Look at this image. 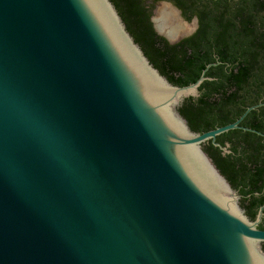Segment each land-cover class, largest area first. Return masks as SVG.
<instances>
[{
  "label": "water",
  "instance_id": "1",
  "mask_svg": "<svg viewBox=\"0 0 264 264\" xmlns=\"http://www.w3.org/2000/svg\"><path fill=\"white\" fill-rule=\"evenodd\" d=\"M181 23L180 11L170 2ZM175 43L196 26L173 37ZM111 0H0V264H264L261 211L190 129Z\"/></svg>",
  "mask_w": 264,
  "mask_h": 264
},
{
  "label": "trees",
  "instance_id": "2",
  "mask_svg": "<svg viewBox=\"0 0 264 264\" xmlns=\"http://www.w3.org/2000/svg\"><path fill=\"white\" fill-rule=\"evenodd\" d=\"M172 1L185 11L186 0ZM111 2L150 63L172 84L194 82L207 63L221 61L207 69L205 75L211 79L201 83L200 95L185 98L177 108L191 130L204 132L235 121L256 102L259 92L264 93V15L260 14L264 0H250L247 7L236 10H198L196 31L175 43L156 33L146 0ZM241 124L264 132V106L248 112ZM225 140L230 143L226 154L210 140L201 146L234 189L240 185L242 193L259 189L257 183L252 189L245 186L264 173L263 138L232 129L216 137L221 144Z\"/></svg>",
  "mask_w": 264,
  "mask_h": 264
},
{
  "label": "flooded vegetation",
  "instance_id": "3",
  "mask_svg": "<svg viewBox=\"0 0 264 264\" xmlns=\"http://www.w3.org/2000/svg\"><path fill=\"white\" fill-rule=\"evenodd\" d=\"M162 1L170 2L172 5H174L180 11V16L183 19L182 23H185L187 26H189V28H193L194 26H196L194 31L190 35H192L196 31L198 26H199V21H200L199 20V14H197L196 11L199 10V13L202 10H205V11L208 12V11L214 10L216 7L217 8H224L227 11L228 10H236L237 8H240V7H247L249 5V3H250V0H186V5L187 6L184 9L185 11H183L172 0H148L147 1L148 4L151 5L150 21H151V16L153 15V10H154L155 6L159 5ZM251 6H250V10H251ZM189 13H192V14L189 15ZM260 14L264 15V10ZM187 16H189L190 18H188ZM190 35H188V36H190ZM188 36H186V37H188ZM220 62L221 61H219L218 64H220ZM209 63H212V62H209ZM259 102H263V104L258 106V107H256V108H254V109H258V108L264 106V93L259 92L257 97H256V102H253L250 105H254V104H257ZM241 122L239 123L240 125H242ZM242 126H244V125H242ZM245 127L252 128L250 126H245ZM237 129H240V128H237ZM252 129H255V128H252ZM255 130H257V129H255ZM244 131H247V130H244ZM258 131H260V130H258ZM249 132H251V131H249ZM260 132L264 134V132H262V131H260ZM251 133H254V134L258 135V136H261V135L255 133V132H251ZM261 137L263 138V140L261 142H264V137L263 136H261ZM226 143L228 144V149H229L230 143L227 140H225L224 144H222V145H225ZM260 150L262 151V155L260 156V158H262V159L261 160L259 159V160H260L261 163H262V161L264 163V146ZM254 181H252V182H251V180L247 181V185L245 187L247 189H252L255 186V184L257 183L260 186L259 189H254L252 191H248L247 193H242V192L239 191V187L241 185L238 188H235V189L237 190V192L240 195V198H239L240 206L244 209V211H246V212H247V210L249 211V212H247V214H248L247 216L251 220H255L256 219L257 214H258V212L260 211V209L262 207L261 218H260L258 226H259V228L264 229V173H262V175H260V177H258L255 182ZM261 247H262V250L264 251V242L261 244Z\"/></svg>",
  "mask_w": 264,
  "mask_h": 264
},
{
  "label": "bare ground",
  "instance_id": "4",
  "mask_svg": "<svg viewBox=\"0 0 264 264\" xmlns=\"http://www.w3.org/2000/svg\"><path fill=\"white\" fill-rule=\"evenodd\" d=\"M156 13V25L173 37L187 31L189 28L185 23L180 22L176 11L168 4L159 5Z\"/></svg>",
  "mask_w": 264,
  "mask_h": 264
},
{
  "label": "rangeland",
  "instance_id": "5",
  "mask_svg": "<svg viewBox=\"0 0 264 264\" xmlns=\"http://www.w3.org/2000/svg\"><path fill=\"white\" fill-rule=\"evenodd\" d=\"M146 1H148V0H146ZM158 6H159V5H156L155 8L158 7ZM155 8H154V9H155Z\"/></svg>",
  "mask_w": 264,
  "mask_h": 264
}]
</instances>
